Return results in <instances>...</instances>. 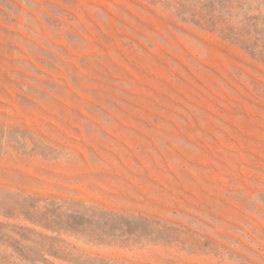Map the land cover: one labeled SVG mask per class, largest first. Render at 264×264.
Returning <instances> with one entry per match:
<instances>
[{
  "label": "rangeland",
  "instance_id": "1",
  "mask_svg": "<svg viewBox=\"0 0 264 264\" xmlns=\"http://www.w3.org/2000/svg\"><path fill=\"white\" fill-rule=\"evenodd\" d=\"M0 264H264V0H0Z\"/></svg>",
  "mask_w": 264,
  "mask_h": 264
}]
</instances>
